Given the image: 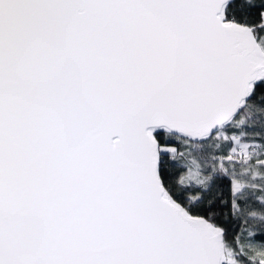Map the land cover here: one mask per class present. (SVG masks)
<instances>
[{
  "label": "snow or ice",
  "instance_id": "6c2138e0",
  "mask_svg": "<svg viewBox=\"0 0 264 264\" xmlns=\"http://www.w3.org/2000/svg\"><path fill=\"white\" fill-rule=\"evenodd\" d=\"M0 264H264V0H0Z\"/></svg>",
  "mask_w": 264,
  "mask_h": 264
}]
</instances>
